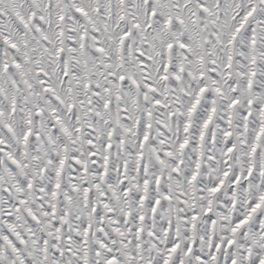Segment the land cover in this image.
I'll use <instances>...</instances> for the list:
<instances>
[{
  "label": "snow or ice",
  "instance_id": "obj_1",
  "mask_svg": "<svg viewBox=\"0 0 264 264\" xmlns=\"http://www.w3.org/2000/svg\"><path fill=\"white\" fill-rule=\"evenodd\" d=\"M0 264H264V0H0Z\"/></svg>",
  "mask_w": 264,
  "mask_h": 264
}]
</instances>
